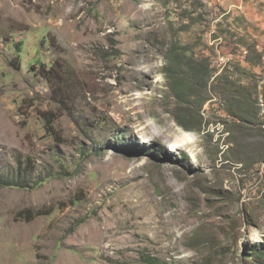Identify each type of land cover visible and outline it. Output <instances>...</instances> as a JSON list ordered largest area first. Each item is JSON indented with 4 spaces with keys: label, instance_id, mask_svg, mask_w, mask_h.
<instances>
[{
    "label": "rangeland",
    "instance_id": "obj_1",
    "mask_svg": "<svg viewBox=\"0 0 264 264\" xmlns=\"http://www.w3.org/2000/svg\"><path fill=\"white\" fill-rule=\"evenodd\" d=\"M0 175V264H264V0H0Z\"/></svg>",
    "mask_w": 264,
    "mask_h": 264
},
{
    "label": "trees",
    "instance_id": "obj_2",
    "mask_svg": "<svg viewBox=\"0 0 264 264\" xmlns=\"http://www.w3.org/2000/svg\"><path fill=\"white\" fill-rule=\"evenodd\" d=\"M25 1H32V0H25ZM18 51L21 50V47L17 49ZM169 61V66L166 67V72L169 74V77L171 79L170 82V87L174 92V95L177 96L179 99H183V94L185 93V80L186 77L181 76L180 74L183 73L184 69L189 70L190 74L195 75L194 72L197 71V67L200 66L201 63H198L193 57H190L187 55L186 52H181L177 49H173L170 53L169 56L167 57ZM205 69H209V67H205ZM51 72V71H50ZM205 72V71H204ZM207 75L208 73L205 72ZM43 76L49 77L48 72L46 71L43 73ZM207 83V79L206 82ZM197 99H201L200 97H197ZM206 98H203V100H200L201 104L204 102ZM46 121L49 123L50 127L54 123V119L51 118V116H48V114H45ZM50 115V114H49ZM53 115V114H52ZM180 125L185 126L184 124L180 123ZM22 186L21 182L17 181H8L6 180L2 175H0V186ZM31 211V210H28ZM35 215H41V212L38 211L35 213ZM254 256L259 257L264 261V251L263 250H255L253 252ZM142 264H158V259L154 256L148 255V256H143V262Z\"/></svg>",
    "mask_w": 264,
    "mask_h": 264
},
{
    "label": "bare ground",
    "instance_id": "obj_3",
    "mask_svg": "<svg viewBox=\"0 0 264 264\" xmlns=\"http://www.w3.org/2000/svg\"><path fill=\"white\" fill-rule=\"evenodd\" d=\"M122 106V105H121ZM130 129V128H129Z\"/></svg>",
    "mask_w": 264,
    "mask_h": 264
}]
</instances>
